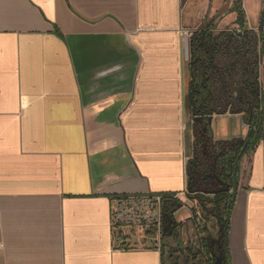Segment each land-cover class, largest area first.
Segmentation results:
<instances>
[{
    "label": "crops",
    "instance_id": "crops-1",
    "mask_svg": "<svg viewBox=\"0 0 264 264\" xmlns=\"http://www.w3.org/2000/svg\"><path fill=\"white\" fill-rule=\"evenodd\" d=\"M185 32L183 0H0V264H209ZM204 117L209 162L246 140L244 112ZM228 194L232 264H264V140ZM161 196L158 223L118 214Z\"/></svg>",
    "mask_w": 264,
    "mask_h": 264
},
{
    "label": "rangeland",
    "instance_id": "rangeland-1",
    "mask_svg": "<svg viewBox=\"0 0 264 264\" xmlns=\"http://www.w3.org/2000/svg\"><path fill=\"white\" fill-rule=\"evenodd\" d=\"M236 1L183 0V25L188 33L185 37L187 91L188 94L201 91V96L196 97L198 107L189 114L188 120L190 137L188 147L193 159L190 157L188 162L187 199L193 201L196 210L205 217V220L201 221V226L207 230L213 245L219 240L216 226L222 210V206L216 204L215 195L218 192L228 194L232 188V178H227L231 171L226 173L224 170L220 175L214 174L213 162L206 160V155L197 145V131H202V128L200 123L195 126L196 120L203 114L224 109L244 112L249 122L254 108L260 107L258 94L264 91V26L261 29L264 0H242L248 35L245 37L238 36V32L244 34L245 30L238 26L237 14L232 12ZM207 26V29L212 30L208 38L211 36L213 38L206 39L203 45L207 44L208 48L213 45V56L208 59L201 54L202 63L194 67L193 64L196 62L192 57L196 47L194 38ZM233 157L231 154L224 158L227 161ZM195 160L201 164L200 172L195 168L198 165ZM226 198L228 199V196ZM187 202L185 204H189ZM173 204L174 211L181 206L179 202ZM176 226L179 227L180 224Z\"/></svg>",
    "mask_w": 264,
    "mask_h": 264
},
{
    "label": "flooded vegetation",
    "instance_id": "flooded-vegetation-1",
    "mask_svg": "<svg viewBox=\"0 0 264 264\" xmlns=\"http://www.w3.org/2000/svg\"><path fill=\"white\" fill-rule=\"evenodd\" d=\"M207 28H208V26L206 27L205 30H202V31L198 32L197 35H196V37L194 38L195 41H196V47H195L194 51L192 52V57L196 59V62L193 64V65H195L194 67H196V66L198 67V65H200L202 63V58H200V55L201 54H204L208 59L213 56V45H211V47L209 46V48H208V45L207 44H204L203 45V43H205L204 41L206 39L207 40L208 39L211 40L213 38L212 36L210 38H208L209 37V33L212 30L211 29H207ZM261 29H262V26H261ZM244 30H245V33L244 34H241L240 32H238V36H240V35L241 36L243 35L242 37L248 36V35H246V28ZM185 37H186V35H185ZM199 37H201L203 39H199ZM194 70H196V69L194 68ZM188 96H189L188 97V106H189L190 112H192V111H194V109H196V107H198V105H197V103H198L197 98L199 96H201V91L197 92L196 94L194 92L193 93L191 92L190 94H188ZM258 96H259V103H260V107H261L263 105V100H264V91L262 93L258 94ZM260 107L258 109H255L254 108V110L252 112V115H251V118L253 117V113L255 111L259 110ZM206 115L203 114L202 115V118H200V119L205 118L204 116H206ZM249 129H250V126H249ZM244 144H245V141L244 142H240V143L229 144V150H231L230 153H227L225 151H219L218 153L215 154L217 157H215V155H213L214 158H213V161L212 162L214 164L213 165L214 174L215 175H217V174L220 175V174L223 173L224 170H226V173L228 171H231V174H229V176H227V178L228 177L229 178L230 177L232 178V186H231L232 188H235V181H237V183H238V177H239V173H240V164H241V161H242L243 157L246 155L245 154L246 147L243 148ZM207 147L209 148V146H207ZM203 153L205 155H208L204 151H203ZM231 154L234 157L231 158V159H228L226 161L224 157L226 155L228 156V155H231ZM196 160H195V163L197 162ZM237 162H238V165H237V172H236V164H237ZM196 165L197 166H195V168H198L197 171L200 172L201 169H202L200 167L201 164H199V162H197ZM217 180H219V178ZM220 180H221V177H220ZM226 196H229V194H227ZM160 198L162 199L161 202H167L168 200H170L171 197L169 198V197H166V196L165 197L161 196ZM148 202H153V203H155V205L157 204L161 208V205L162 204H161V202L160 203H157V198H155V199H152L151 198V200L148 201ZM220 206H222V205H220ZM223 218H224L223 217V210H221L220 216L218 217V224L216 226V228H218L219 240H217L216 243L214 242V245L211 243L212 242L211 239H210V241L208 240V244H210L209 246L211 248V251L213 252L214 256L217 257L216 258L217 259L216 260L217 264H219V260H222V258H223V253H222V248H221V244H222V240H223V230H224V224L222 222ZM150 220L151 219H149L147 221H150ZM204 220H205V218H204ZM144 222H146V220H144L142 223H144ZM178 228L179 227H175V229H178Z\"/></svg>",
    "mask_w": 264,
    "mask_h": 264
},
{
    "label": "trees",
    "instance_id": "trees-1",
    "mask_svg": "<svg viewBox=\"0 0 264 264\" xmlns=\"http://www.w3.org/2000/svg\"><path fill=\"white\" fill-rule=\"evenodd\" d=\"M233 13L237 14V20L236 23L242 27L243 29L246 28V12L242 5V0H237L235 2V5L232 9ZM250 129L247 135V138L245 140V144L243 148L245 149V154L250 153L253 151L258 144L264 140V109L263 105L260 107L259 110L255 111L253 113V117L251 118L250 122ZM226 193L218 192L215 195L216 203L222 205L223 210V224H224V230H223V240L221 244L223 258L222 263L223 264H232V254L230 250L229 245V233H230V223H231V216L232 212L235 206V200L233 196H228V199L226 198ZM203 242V249L206 253V256L208 258L209 264H217L216 258L214 254L211 251L210 244H208L207 238H204L202 240Z\"/></svg>",
    "mask_w": 264,
    "mask_h": 264
},
{
    "label": "water",
    "instance_id": "water-1",
    "mask_svg": "<svg viewBox=\"0 0 264 264\" xmlns=\"http://www.w3.org/2000/svg\"><path fill=\"white\" fill-rule=\"evenodd\" d=\"M261 26L263 29L264 26V11H263V17L261 21ZM263 109H264V100H263ZM237 165L236 164V172H237ZM238 188V183L235 181V190ZM133 209V211H131ZM143 209H146L147 212H151V214H145ZM131 211V212H130ZM127 213V217H131V220L129 223L131 224H141L144 220H149L151 222H159V217H160V207L159 205H155L153 202H146V203H137V204H131V203H126L119 205L118 207V214H125ZM125 216V217H126ZM121 223V221L119 222ZM219 260V259H218ZM219 264H222V260H219Z\"/></svg>",
    "mask_w": 264,
    "mask_h": 264
},
{
    "label": "built area",
    "instance_id": "built-area-1",
    "mask_svg": "<svg viewBox=\"0 0 264 264\" xmlns=\"http://www.w3.org/2000/svg\"><path fill=\"white\" fill-rule=\"evenodd\" d=\"M185 35L187 36V35H188V33L186 32V33H185ZM187 193H188V192H187ZM161 200H162V199H161L160 197H159V198H157V203H160V202H161Z\"/></svg>",
    "mask_w": 264,
    "mask_h": 264
}]
</instances>
